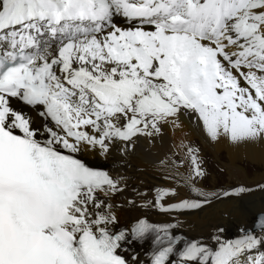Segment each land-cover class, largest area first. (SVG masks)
<instances>
[{
    "label": "snow or ice",
    "instance_id": "1",
    "mask_svg": "<svg viewBox=\"0 0 264 264\" xmlns=\"http://www.w3.org/2000/svg\"><path fill=\"white\" fill-rule=\"evenodd\" d=\"M181 116L210 144L264 148V0H0V264H131L124 245L147 238L150 264H264V216L236 239H190L179 221L117 227L122 178L81 153L127 149ZM178 147L160 163L196 198L157 188L162 212L251 190H202L201 150Z\"/></svg>",
    "mask_w": 264,
    "mask_h": 264
},
{
    "label": "bare ground",
    "instance_id": "2",
    "mask_svg": "<svg viewBox=\"0 0 264 264\" xmlns=\"http://www.w3.org/2000/svg\"><path fill=\"white\" fill-rule=\"evenodd\" d=\"M14 105L28 113L35 125L41 124V118L35 111L29 110L21 102H14ZM180 125V127L165 125L159 135L152 139L140 137L127 149L122 143L117 144L106 156L89 151L81 153V159L89 166L102 168L111 176L122 178L121 186L124 190L116 193L110 200L118 217L117 227L130 225L138 218H146L154 224L161 225L179 221V226L175 229L176 234L190 239H207L213 235L217 227L225 229L222 234L224 239L238 238L243 235L241 229L260 232L256 224L259 215L264 216V190L259 187L264 185V148L255 146L235 149L223 143L213 145L205 140L196 125L187 117H180ZM182 144L198 147L202 158L207 153L218 158L224 164L228 186L232 182H237L246 184L251 190L245 196L213 199L212 203L195 210L166 213L152 206L149 201L154 199L157 188H177L178 196L165 198L169 203L196 198L186 186H178L177 182L166 179L174 169L160 163L166 158L174 159L173 154L180 152L178 146ZM249 162L260 170L249 175L245 167ZM181 172L184 173V170ZM219 180V174L215 177L213 175V183H210V186L216 188ZM199 186L202 190L206 189L205 180L200 181ZM152 249V241L147 238L144 241L127 244V251L124 252L132 264L136 261L141 264L147 254L150 256Z\"/></svg>",
    "mask_w": 264,
    "mask_h": 264
},
{
    "label": "rangeland",
    "instance_id": "3",
    "mask_svg": "<svg viewBox=\"0 0 264 264\" xmlns=\"http://www.w3.org/2000/svg\"><path fill=\"white\" fill-rule=\"evenodd\" d=\"M203 159L205 161L204 167L206 168V170L208 172L207 177L204 179L205 180V186H206V189H204V191H206V192L219 191L222 188H231L233 186H245V187H247L246 184L237 183V182H232L231 185L228 186L229 183L227 184V182H229V181H227V176L225 174L224 164L222 162H220L218 158L212 156L211 154L209 155V153L205 154ZM245 167H246V170L248 171L249 175H251L252 173L256 172L257 170H260L257 166H255V164L250 163V162L247 163V165H245ZM221 169H222V171H221ZM214 172H216V173H214ZM218 174H219V178H220V180L217 183L218 186L216 188L215 187H211L210 183L211 184L213 183V181H212L213 180V175L215 177V175L217 176ZM247 192L248 191H246L244 193H241L239 195H233V196H236V197H240L241 195L245 196V195L248 194Z\"/></svg>",
    "mask_w": 264,
    "mask_h": 264
},
{
    "label": "water",
    "instance_id": "4",
    "mask_svg": "<svg viewBox=\"0 0 264 264\" xmlns=\"http://www.w3.org/2000/svg\"><path fill=\"white\" fill-rule=\"evenodd\" d=\"M261 218V217H260Z\"/></svg>",
    "mask_w": 264,
    "mask_h": 264
}]
</instances>
